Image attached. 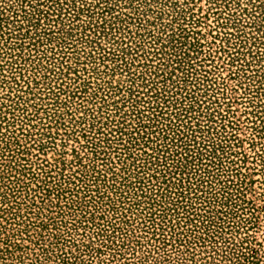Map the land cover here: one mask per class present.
I'll list each match as a JSON object with an SVG mask.
<instances>
[{"label":"rangeland","instance_id":"1","mask_svg":"<svg viewBox=\"0 0 264 264\" xmlns=\"http://www.w3.org/2000/svg\"><path fill=\"white\" fill-rule=\"evenodd\" d=\"M0 264H264V0H0Z\"/></svg>","mask_w":264,"mask_h":264}]
</instances>
